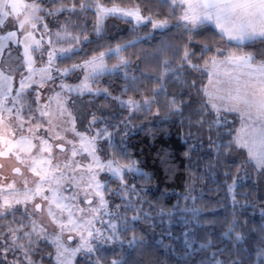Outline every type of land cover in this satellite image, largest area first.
<instances>
[{
	"label": "snow or ice",
	"instance_id": "6c2138e0",
	"mask_svg": "<svg viewBox=\"0 0 264 264\" xmlns=\"http://www.w3.org/2000/svg\"><path fill=\"white\" fill-rule=\"evenodd\" d=\"M158 3L169 5L173 13L177 5L180 7L182 11L178 17V24H182L185 31L193 32L203 25H213L218 30L221 40L226 38L227 42L235 45L236 50L215 48V52L222 55L223 59L213 55L205 60L204 68L207 69L211 65L212 71L209 72L208 85L201 88L207 98L201 111L210 105L217 114V119L213 122L215 125L222 122L221 111L239 114L242 126L237 132L234 143L239 148L247 149V163L252 164L260 173H264V49L242 51L245 46L264 41V0H158ZM93 8L97 17L94 26V33L97 36L101 34V25L108 16L125 20L131 18L136 25L150 23L153 30L166 29L170 23L168 19L154 18L158 13L142 14L144 9L140 4H135L131 8H122L117 4L105 7L99 0H80L79 9L76 4L71 6L61 4L58 8L46 9L38 0L31 2L0 0V32L4 31L8 24L15 28L14 31L0 35V57L5 50L10 52L9 42L15 43L22 46V56L17 59L28 66V74L20 77L19 86L14 89L16 69L11 65L6 69L0 64V159L14 158L34 177L31 181L33 187H29L26 177L22 181V187H18L15 180L7 184L0 183V222L8 216L13 218L8 223H0V228H7L10 241L0 245V255H5V259L6 253L20 251L27 264H37V261L32 259V254L40 250L37 246L43 242L54 249V257L51 253L46 254L53 259V264H73L77 254L81 253L90 258L88 264H100L99 259L92 257L101 246L127 245L132 249L143 243V238L135 233L130 237L126 234L141 219V209L135 207L131 196L135 194L137 202L145 203L146 201L140 198L144 188L134 183L130 184L126 177L129 175L133 177L139 175L145 179L149 177L141 171L134 160L120 163L115 158V154L102 158L98 154L101 149L98 148L97 141L104 139L110 147H114L111 144L114 134L109 132L107 124L97 129L93 136L78 132L75 127L76 117L66 106L69 102H75L65 99L61 92L67 90L77 96L89 94L103 95L106 99L110 97L121 108H127L131 116L134 112L142 110L152 111L153 105L158 103L157 96L165 91L164 81L170 73L179 80L185 65L197 71L200 70V65L192 63L190 57L194 53L187 48L179 57L175 67H172L170 59H165L162 62V71L156 76L160 84L152 88L148 95L140 91L138 77L131 74L132 60L121 55L125 47L123 44H118L114 48L109 47L106 51L79 63H73L70 67L63 69L56 67L57 60L71 59L78 49L82 51L80 45L88 42L89 37L84 35L81 38L80 35L69 32L68 28L73 24L71 19L60 25L61 31L49 33L47 23H43L45 17L39 13L57 16L65 11L75 14ZM38 24L44 29L39 39L35 36ZM45 34L49 36L46 41ZM52 35L56 37L55 41L51 38ZM68 39L74 43L69 47L59 46L60 41ZM211 50L210 45H203L202 51ZM34 53H37L43 62L41 67L34 66L36 64ZM45 53L46 62L43 61ZM112 56L117 57V62L109 66L105 57ZM54 68L61 78L73 72H82L84 75L82 78L77 77L80 79L79 84L61 83L58 86L61 92L49 97V101L53 99L56 101L55 109H52L50 104L38 105L35 110L32 109L26 99L27 90L35 84H39L42 88L49 81H54L57 78L53 75ZM221 68H223L222 73ZM37 75L39 79H33ZM113 75H121L126 81L122 94L133 91L140 93L142 99L137 100L133 96L123 99L120 95L113 96L108 88L92 87V83L100 77ZM221 75L223 79H213ZM194 86L195 82H193ZM35 99L39 101V93ZM184 103V101L177 103L175 99L168 101L162 118L167 120L171 115L180 113ZM34 112L38 113V117L33 114ZM155 115L161 116L160 108L156 109ZM103 119L93 115L89 129ZM33 121L37 122L33 123ZM121 123L126 129L129 127L127 118ZM197 123L202 126L205 121L201 119ZM41 131L44 133L43 136L39 135ZM61 132L73 133L74 138L79 140V146L74 140L61 135ZM127 134L125 132V135ZM65 145L69 147L66 148ZM68 151L71 152L70 156L67 155ZM60 154H64L63 159ZM77 156L89 162L82 163L81 160L76 159ZM0 168H3V164H0ZM12 171L23 176L21 167H14ZM100 173L107 174L108 179L103 181L99 179ZM109 180L118 181L117 187H109ZM106 193L109 194L108 198ZM116 197L122 202L115 204L113 210H109L111 199ZM37 200L39 202H36ZM81 203L84 207H81ZM121 209L125 213L131 209L136 214L131 217L121 216ZM184 211L191 212L192 218L195 219L200 210L193 207ZM18 212L19 216H17ZM163 214L164 210L161 209V215ZM168 215L171 216L172 213L168 212ZM104 216L108 219L104 220ZM143 218L149 219V216L145 214ZM97 223L102 227H96ZM231 231L233 230L230 228L229 232ZM66 232L77 234L79 243L75 248L67 244L66 241H72L74 238L71 234L65 238ZM2 236L3 233L0 232V237ZM241 239H243L242 234L237 232L235 240ZM212 244V240L206 239L205 242L200 243L199 249H196L191 241L186 240L185 254L191 256L196 251L208 249ZM256 255L264 257V245ZM9 264H21V262L13 260ZM111 264H127V262L114 259ZM212 264H251V262H246L243 258L230 262L213 259ZM260 264H264V259Z\"/></svg>",
	"mask_w": 264,
	"mask_h": 264
},
{
	"label": "trees",
	"instance_id": "16d2710c",
	"mask_svg": "<svg viewBox=\"0 0 264 264\" xmlns=\"http://www.w3.org/2000/svg\"><path fill=\"white\" fill-rule=\"evenodd\" d=\"M99 1L128 7L140 4L144 9L143 14L158 13V16L154 17L168 19L172 23L158 33L153 31L151 24L130 23L123 32L97 36L90 31V24L87 22L96 19L94 12L89 10L84 15L79 11L75 14L65 11L56 16L59 20L56 24H64L71 19L73 24L70 28L76 31L84 26L82 37L90 34V38L88 42L82 44V51L78 49L71 59L62 62L82 61L109 47L114 48L118 44H123L125 47L121 55L132 60L131 74L138 77L137 83L141 85L140 91L144 95H148L152 88L160 84L156 76L162 71V62L165 59L179 62V57L183 55L185 48L202 50L204 44L212 48L211 51H205L208 53H214L216 47L233 45L226 39L221 40L218 30L213 25H203L193 32L185 31L182 24L177 22V8L173 13L169 5H160L158 0ZM38 2L46 9L58 8L61 4L67 6L76 4L79 9L80 0H38ZM51 17L50 22H52ZM190 36L191 40H189ZM247 49L249 51L264 49V41H257L247 46ZM97 83L102 88H108L113 96L120 95L123 98L133 96L137 100L142 99L137 92L129 91L122 94L126 81L121 75L102 76ZM179 95L184 101L190 99L187 91L182 93L177 90L175 94H171L165 87V91L157 96L158 103L153 105L151 112L142 110L129 116L127 108L123 111L121 117L123 120L128 119L129 127L126 130L128 134L124 133V140L115 141L111 151L120 163H126L128 160L136 161L141 171L149 177L145 179L136 175L134 182L144 188L140 198L146 202H137L136 195L132 194L131 199L135 207L141 209V219L126 234L130 237L135 233L143 238V243L132 249L127 245L120 246L114 252H107L102 257L110 261L114 258L122 259L127 264H212L213 259L230 262L240 258L246 262L250 261L251 264H260L264 257H257L256 253L264 245V213L262 212L264 173L251 175L248 173L247 178H243L241 174V180L236 183V196L240 197L239 199L231 197L229 186L233 184L234 176L236 175V179L238 177L233 156L227 154L225 156L221 153L219 160L222 162V167L217 172H212L209 167H205L207 161L202 159L199 165L195 160L196 157H191L192 143L184 137L183 124L178 119L181 116L176 113L167 120L162 118L166 111V103ZM78 98L77 103H82L81 108L78 109L83 116L79 118L82 127L87 126L93 115L97 117L101 114L111 115V112L104 110L105 107L113 105L114 100L110 97L106 99L103 95L86 94ZM157 108H160L161 116L155 115ZM117 121L115 118L113 127L116 126ZM119 127L123 129V124ZM194 162L197 164L195 170ZM109 183L112 185L111 182ZM112 201L121 200L116 197L112 198ZM193 207L200 210L195 219L192 218L191 212L184 211ZM161 209L164 210V215H161ZM168 212L172 215L169 216ZM126 213L129 217L136 214L131 209ZM126 213L123 212L124 215ZM145 214L149 219L143 218ZM19 215L18 212L17 216ZM12 219L8 216L0 223H8ZM12 226L14 227L15 224ZM230 228L233 231L229 232ZM0 232L5 238L2 240L0 237V245L10 243L7 228H0ZM237 232L243 236L240 241L235 240ZM225 233L229 234L225 235ZM206 239L213 241L208 249L196 251L191 256L185 254L186 240L191 241L193 247L199 249L200 243L205 242ZM39 246L45 248L46 244L40 243ZM6 262L5 255H0V264H7Z\"/></svg>",
	"mask_w": 264,
	"mask_h": 264
},
{
	"label": "rangeland",
	"instance_id": "374dc122",
	"mask_svg": "<svg viewBox=\"0 0 264 264\" xmlns=\"http://www.w3.org/2000/svg\"><path fill=\"white\" fill-rule=\"evenodd\" d=\"M28 2H31V0H28ZM101 4H103L105 7H112L113 5H109L106 3H103L102 1H99ZM119 5V4H117ZM42 6V5H41ZM122 8H131L128 6H123L119 5ZM177 16L181 14V9L177 5ZM92 12L95 13L94 8L90 9ZM89 11V10H88ZM84 15L87 14L86 12H83ZM41 16H44L45 19L43 23H47L48 25V32L49 33H55L57 31H61L60 25L61 24H56V21L58 20V17L56 16H46L42 12L39 13ZM143 14V13H142ZM145 15V14H144ZM96 16V13H95ZM52 18V22L49 21V18ZM157 18V17H154ZM88 19V18H87ZM86 19V20H87ZM97 19V17H96ZM96 19L89 22L87 20L88 24H90L91 32L94 33V26L96 25ZM161 19V18H159ZM59 21V20H58ZM170 21V20H169ZM178 22V21H177ZM134 24L136 25L135 21L129 18L128 20L125 19H118L116 16H108L106 19L103 20V23L101 25L102 27V32L101 34H117L119 32H123L127 29L128 25L127 24ZM172 21H170L169 26L171 25ZM150 24V23H149ZM145 25V24H142ZM15 28L12 27L10 24L6 25L4 31L0 32V35L6 34L7 31H14ZM164 29H156L153 30L154 32H159ZM68 31L71 32L73 35H80L82 38L83 31H84V26L82 27L81 30H72L70 27L68 28ZM44 33V29L40 24H38L37 29L35 30V36L37 39L41 37V34ZM95 34V33H94ZM100 34V35H101ZM90 38V34L87 35ZM49 38L47 34L44 35L45 41ZM54 41L56 37L52 35L51 37ZM226 39V38H225ZM74 42L71 39L60 41L59 46L63 47H69L72 45ZM83 44V43H82ZM80 45V47L82 46ZM233 44V43H232ZM47 47V45H46ZM8 48L10 49V52L8 50H5L4 54L2 57H0V64H3L5 68L7 69L8 65H11L13 68L16 69L15 72V79H14V89L19 86V80L22 75L26 76L28 74V66L26 64H23L22 60H18V57L22 56V46L17 45L15 43L9 42ZM229 50H236L235 45L233 44L232 46L228 47H223ZM192 53H194L193 56L190 57L192 63H195L197 65H200V70L197 71L195 69L190 68L188 65L184 66V70L182 73L181 78L178 80L175 77L172 76V74H169V77L165 79V87H167V90L171 94H175L177 90L184 92H188L189 98L187 101L182 100V96H178L177 98H172L171 100L175 99L177 103L180 101H184V105L182 106V110L179 114L181 116L178 118L181 120L183 124V130H184V137L187 141L191 142L192 150L190 149L191 157L194 156L196 157V161L199 162V165H201L202 159L204 161H207V164L205 167H209L212 172H217L220 167H222V162L219 160L221 153L227 154V156H233L232 160L236 164V172L238 173V177L236 179V175L234 176V181L232 182L233 184L231 185V190H229V193L231 197L235 199H239L240 196H236V183L238 180H241V174H243V178H247V175L256 173L259 174L260 172L253 167L252 164L247 163V149L244 148H239L236 146L234 143V139L237 135V132L241 130V117L239 114L233 112V113H227L221 111V120L222 122L219 125L213 124V122L217 119V114L215 110L211 108L210 105L206 106L203 111H201L202 105L205 104L206 102V97L204 96L203 92L201 91V88L204 86H207L209 83V72L212 71L211 65L208 66L207 69L204 68V62L205 60L208 59V57L217 55L220 59H223L222 55L217 54L216 52L214 53H208L205 51H202L200 48H189ZM106 51V50H105ZM242 51L244 52H250L247 49V46L243 47ZM103 52V51H102ZM98 54V53H97ZM94 54V55H97ZM227 53L225 52L224 55ZM36 57V64L34 65L35 67H41L43 62L41 61L39 55L37 53L33 54ZM93 56V55H92ZM91 56V57H92ZM90 58V57H89ZM88 58V59H89ZM47 60V54L45 53L43 61L46 62ZM86 60V59H85ZM106 62L109 64V66L113 63L117 62V57L112 56L111 58L105 57ZM83 61V60H82ZM172 61V60H171ZM78 62H73V63H79ZM73 63H63L62 60H57L56 61V67L63 69L66 67H70ZM177 61H172V67H175ZM19 65V67H17ZM190 71V72H189ZM223 72V68H221V73ZM53 75L56 76L57 78L54 81H49L44 85V87H40L39 84H35L32 86L31 89L27 90L26 92V99L28 104L31 105L32 109H36L39 106H43L46 104H50L52 109L56 108V101L53 99L49 101V97H52L55 95L56 92H61V89L58 87L61 83L64 84H69V85H76L80 83V79L77 77H81L84 75L82 72H73L70 73L69 75L63 76L62 78L57 75L55 72V68L53 69ZM101 78V77H100ZM223 79V76L221 75L220 77H213V79ZM33 79H39V76L33 77ZM193 82H195V86L193 87ZM92 87H101L100 84L96 82L92 83ZM102 88V87H101ZM39 93V101L37 102L35 97ZM61 95L70 101H74L75 103H67V108L68 110L72 113L74 117H76L75 120V127L78 132L81 133H86L89 136H93L96 134L97 129H101L107 124L109 132H112L113 139L111 141V144L115 141H122L124 140V133L126 132V128L123 125V129H121L119 126L122 124L121 122L124 121L123 118L121 117L123 114V111L126 110V108H121L119 104L114 101L113 105L111 107H105V111L111 112V115H105L101 114L98 115V117H103V121L99 122V124H95L91 126L89 129V123L87 126L82 127L80 124V119L82 118V114L78 111L79 108H81L82 104L81 102L78 104L77 100L79 99L75 93H69L67 90H64L61 92ZM86 95V94H85ZM176 95H173V97ZM123 98V97H122ZM123 99H128V98H123ZM187 102V103H186ZM11 106V105H9ZM88 110L92 112L91 108L88 107ZM34 115H37L38 113H33ZM115 118L118 120L116 125L118 127H113L112 124L115 121ZM67 119V117H65ZM92 119V118H91ZM203 119L205 123L201 126L197 121ZM91 121V120H90ZM37 121H33V123H36ZM210 125H212L210 127ZM67 127L68 125H64ZM45 127L47 125L45 124ZM39 135H44L43 131L39 133ZM61 135L66 136L67 139L69 140H74L77 143V146H79V140L78 138H74V134L71 132H61ZM225 140V141H224ZM222 141V142H221ZM59 141H56L58 143ZM221 142V143H220ZM231 145V147H229ZM97 146L101 151L98 153L102 158L104 157H111L112 156V147L109 146V143L106 142L104 139H99L97 141ZM66 148H68V145H65ZM55 151V150H54ZM67 155L70 156L71 152L68 151ZM61 159H63L64 154H60ZM77 160H81L82 163H88V160H83L82 157L77 156ZM90 160V158H89ZM0 164H3V168H0V183L7 184L11 183L13 180L17 182L18 187H22V181L26 177L29 181V187H33L31 181L34 179L33 174L27 171V169L23 166L20 165L16 162L14 158L12 159H0ZM243 165V167H241ZM194 170L197 169V164L196 162L193 163ZM14 167H21L23 176L17 175L12 171V168ZM99 179L106 180L108 179L107 174L105 173H100ZM128 182L134 183L135 184V179L136 176L133 177L132 175H129L126 177ZM109 182L112 183V185L109 183V187L111 188H116L118 181L114 180H109ZM239 190V189H238ZM66 195H69L70 193H65ZM106 198L109 197V194L106 193ZM91 198V197H90ZM133 201V199H132ZM36 202H39L37 200ZM122 201L119 202H114L111 199V202L109 204V210H113L115 204H119ZM81 207H84L83 203H81ZM123 209H121V216H123ZM262 212L264 213V208L262 209ZM126 215L129 217V215L126 213ZM164 215V214H163ZM169 218V217H168ZM104 220H107L108 217L104 216ZM96 227H102L100 223L96 224ZM51 231V228L49 229ZM71 234L73 236L72 241H66L69 246L72 248H75L77 244L79 243V238L76 233H65L64 236L65 238ZM2 240H5L4 237H1ZM21 243H24V241H20ZM43 243V242H42ZM46 246L40 247L39 245L37 246L40 250L32 254V259L34 261H37V264H53V259L50 258L48 253L52 254V257H54L55 252L53 247H50L47 243H45ZM120 245H107V246H101L100 250L96 253L93 254L94 259H99L100 264H111L110 260H106L102 257V255H105L107 252H114ZM43 257V259H41ZM81 258H86L90 259L88 257H85L82 253L77 254L76 258L73 261V264H88V260L84 261ZM6 259H7V264L13 260H19L21 264H27V262L24 260V255L20 251L16 252H8L6 254ZM117 259V258H114ZM113 259V260H114ZM79 260L81 262H79Z\"/></svg>",
	"mask_w": 264,
	"mask_h": 264
}]
</instances>
